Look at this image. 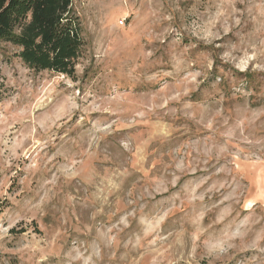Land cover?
I'll list each match as a JSON object with an SVG mask.
<instances>
[{"label": "rangeland", "instance_id": "rangeland-1", "mask_svg": "<svg viewBox=\"0 0 264 264\" xmlns=\"http://www.w3.org/2000/svg\"><path fill=\"white\" fill-rule=\"evenodd\" d=\"M229 6L243 9L236 0H73L84 41L74 79L30 70L1 45L0 264H34L45 244L56 252L142 204L144 228L133 221L121 233L131 240L126 264H210L201 240L241 224L247 235L215 264H257L264 156L234 126L251 118L243 135L264 142V70L253 52H231L256 36L247 17L223 32ZM216 31L211 44L200 38ZM101 42L110 55L96 54ZM231 55L239 59L226 62ZM127 137L134 154L120 147ZM207 148L214 159L200 154Z\"/></svg>", "mask_w": 264, "mask_h": 264}, {"label": "clouds", "instance_id": "clouds-1", "mask_svg": "<svg viewBox=\"0 0 264 264\" xmlns=\"http://www.w3.org/2000/svg\"><path fill=\"white\" fill-rule=\"evenodd\" d=\"M236 3L243 5V9L241 11L233 6H229L227 15L223 18V32L227 33L232 29H236L240 24L241 19L247 17L250 18L254 23L255 32L253 35L256 36V40L253 42H246L241 39L240 43L231 47V52L238 53L243 51L245 59H247L248 53L250 51L253 52L258 63L262 66L260 69L254 70H264V0H236ZM237 17H240L241 19H238ZM101 24L103 29H109V24L107 21H102ZM229 24H231V28L228 27ZM89 27H92L91 23H89ZM17 34L19 35V33ZM220 35L221 32L219 31L208 32L207 35H202L200 38L205 43L211 44L212 38H219ZM96 54L103 57L110 55L111 52L107 47H105L104 43L101 42L100 46L96 48ZM224 59L226 62L237 61L239 57L236 55H231L230 57H226ZM207 67H211V60L208 61ZM237 91H239V89ZM187 115L188 119L192 120L194 123H201L202 118L198 119V114ZM219 115L220 113L217 112L212 117L211 121L204 124V127H209L212 122H215L216 116ZM222 123L227 124L226 117L223 118ZM261 123L264 125V121ZM245 128H255L254 121L251 118L245 117V119L237 121L234 129L239 131L240 138H242L249 145H252L253 147L259 145L260 156H264V142L257 141L255 139L248 140L247 137L243 135ZM261 130H264V128ZM171 131L172 130L170 126L167 131L160 129L158 138L166 139L171 135ZM212 131L213 133H216L217 129L213 128ZM209 139H211V137ZM119 144L125 153L134 154L136 151L134 141L131 137L121 139ZM193 150H195V147ZM200 154L207 157V160L215 158L212 148H207ZM257 159H259V157H257ZM177 167L179 168L180 165H177ZM116 175H121V173L117 172ZM178 178L179 177L177 176L176 179ZM172 183H175V180H173ZM47 199V196L43 197L40 203H46ZM195 199L202 200L203 196L195 197ZM127 203L131 204L132 201H128ZM34 207L37 211H42L39 205ZM144 207L145 205L142 204L135 209L127 211L116 224L111 226L102 225L100 227L91 226L85 228L83 230V237L73 238L70 242L66 240L65 246H63L61 249H58L56 252H52L48 245L45 244L43 248L39 249L38 258L34 260V264H40L41 260L45 261L46 264H126L127 254L132 250L129 247L131 240L122 242L121 233L125 232L127 229H130L133 221L136 222V227L138 229L142 230L144 228L146 221L150 219L148 213L143 211ZM204 214V212H201L196 221L197 233L202 237L204 236L206 230L200 226L199 222L203 219ZM152 223L153 227L159 226L158 220H153ZM94 227L95 231H93ZM247 232V227H245L244 224H241L234 231H225L220 235H209L205 237L201 240V243L198 246L203 250V255L212 257L210 264H215L216 260L221 259L222 254H226L230 249L236 247L234 240L236 238H244L247 235ZM262 238H264V233L258 237V239ZM175 243L179 244L180 241L176 240ZM249 247L257 248L256 242L254 241L249 245ZM121 249H123L122 252ZM118 252H121L120 256H117ZM51 257H55V259H50ZM257 264H264V247L258 248Z\"/></svg>", "mask_w": 264, "mask_h": 264}, {"label": "trees", "instance_id": "trees-1", "mask_svg": "<svg viewBox=\"0 0 264 264\" xmlns=\"http://www.w3.org/2000/svg\"><path fill=\"white\" fill-rule=\"evenodd\" d=\"M81 33L73 0H0V50L10 45L30 70L74 79Z\"/></svg>", "mask_w": 264, "mask_h": 264}]
</instances>
